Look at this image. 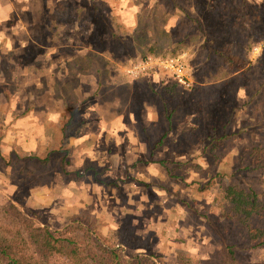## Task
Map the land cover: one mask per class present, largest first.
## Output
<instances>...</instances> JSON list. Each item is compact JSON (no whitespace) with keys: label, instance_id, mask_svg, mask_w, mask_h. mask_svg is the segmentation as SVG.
Listing matches in <instances>:
<instances>
[{"label":"rangeland","instance_id":"obj_1","mask_svg":"<svg viewBox=\"0 0 264 264\" xmlns=\"http://www.w3.org/2000/svg\"><path fill=\"white\" fill-rule=\"evenodd\" d=\"M222 1L0 0V205L12 200L52 228L84 218L126 255L158 264H222L220 239L240 246L241 264H264L248 236L264 212L246 224L223 217L231 185L264 205V0H249L243 31ZM170 52L192 68L194 88L157 70L125 73ZM31 114L32 147L15 130L33 126L12 122ZM24 149L36 159L15 158ZM47 152L54 170L61 157L67 168L74 213L25 210L26 190L54 171L39 163Z\"/></svg>","mask_w":264,"mask_h":264},{"label":"trees","instance_id":"obj_2","mask_svg":"<svg viewBox=\"0 0 264 264\" xmlns=\"http://www.w3.org/2000/svg\"><path fill=\"white\" fill-rule=\"evenodd\" d=\"M237 2L236 8L228 5L232 0L222 1L221 6L225 8L231 24L235 23L236 26L245 29V26H250L253 22L252 14L248 9L251 4L249 0H237ZM233 16L236 17L232 22ZM149 55L176 57L178 53ZM225 56L227 64L236 67L237 71L246 64L244 59L236 60L231 53H225ZM190 69L194 80L193 70ZM157 71L169 75L164 71ZM194 87L186 89L190 90ZM160 164L164 166L165 162L161 161ZM226 193L229 199L226 213L223 215L224 219L246 224L250 219L264 212V205L259 200L260 196L252 187L244 189L231 185L227 187ZM36 219L25 213L12 200L0 205V264H158V258L154 255H126L122 247H116L115 242L103 236L96 225L87 222L84 218H73L59 228H52ZM248 236L250 250L264 247V227L251 229ZM219 243L222 264H241L238 244L224 239H220ZM188 262L178 264H192Z\"/></svg>","mask_w":264,"mask_h":264},{"label":"crops","instance_id":"obj_3","mask_svg":"<svg viewBox=\"0 0 264 264\" xmlns=\"http://www.w3.org/2000/svg\"><path fill=\"white\" fill-rule=\"evenodd\" d=\"M34 115L35 114H33V115L31 114L28 119H24L23 117H19V118H16L14 121H12L13 119L11 120L12 122L15 123V126H17V123L21 120L25 121V123H28L29 126H33V127H29L28 129H24V130L22 129V127H19V129L15 130V134H16V137L18 138V140L22 139V140L27 141V143H28L27 146H31V147L33 146L34 143L37 144L36 143L37 138H35V136H36L35 131L37 129L34 128L35 124H36V119L34 118ZM33 118H34L35 124H32ZM49 119L45 120L44 122H40V124H39L43 127V133L41 132V135L39 134V136H41L42 139H43V137H45V134L47 135V131L50 129V128L48 129L46 127V124L48 123V121L50 122ZM13 133H14V130H13ZM21 137H23V138H21ZM38 141H39V139H38ZM39 144H41V143H38V145ZM43 144H45V143H43ZM20 146L22 147V145H20ZM54 153L55 152H47L44 155V157H42V158H44L43 161L39 162L40 164L46 163L45 165L50 169V171H52V169L54 170V168H52V166H54L53 165L54 164V156L52 154H54ZM15 158H19V160H21V161L22 160L30 161L29 158L36 159L35 151L33 149L32 150L31 149L30 150H26V149L20 150V151H18ZM61 163H62V157L60 159V162L58 163L59 164L58 170H54L52 172V175L49 174L50 177H46L47 178L46 180L40 178L36 184H33L31 186V188H29L28 193L26 190V193H25L26 196L23 198V200L26 199L30 205H29V207L25 206V210H27L28 212L33 211L29 208L32 206H33V208H36L34 206L37 204H41V206L40 205L38 206L39 208L40 207H42V208L43 207H50V209H52V212H55L56 208H59V212H58L59 214L62 213L61 209L63 208L65 215H67L68 209L74 208L73 213L77 210V207L80 204V199L77 196V194H74L73 196L71 195V197L69 198V196H68V193H69L68 185H67V182L64 181V176L67 174V168L65 167V165H63V170L65 172L62 171ZM44 172H47V169H45ZM23 173L26 174L25 172H23ZM28 173H30V172H28ZM24 174H21V175L26 176V178H27V176H29L28 178H30L32 175V174L31 175H24ZM12 189L15 192L20 191L19 188L12 187ZM95 196H97V195H95ZM72 197H73V199H72ZM99 197H101V196H99ZM74 205H75V207H74Z\"/></svg>","mask_w":264,"mask_h":264},{"label":"built area","instance_id":"obj_4","mask_svg":"<svg viewBox=\"0 0 264 264\" xmlns=\"http://www.w3.org/2000/svg\"><path fill=\"white\" fill-rule=\"evenodd\" d=\"M152 70H162L168 73L179 86L184 88H191L195 84L191 69L182 55L176 57L149 55L126 68L125 73L135 78Z\"/></svg>","mask_w":264,"mask_h":264}]
</instances>
